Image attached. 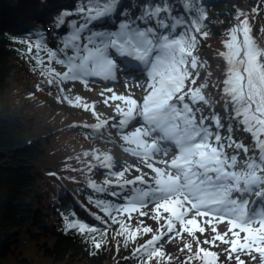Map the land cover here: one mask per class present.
<instances>
[{"label":"snow or ice","instance_id":"obj_1","mask_svg":"<svg viewBox=\"0 0 264 264\" xmlns=\"http://www.w3.org/2000/svg\"><path fill=\"white\" fill-rule=\"evenodd\" d=\"M251 12L259 14V7ZM207 16L203 0H78L53 21L59 44H49L44 34L47 28L20 41L34 68L61 93L58 100L70 106L96 115L95 102L89 105L79 95H64L66 83H80L91 90L90 81L115 84L122 76L126 89L127 81L133 80L144 93L137 99L131 91L118 94L106 86L100 95L105 105L119 102L115 115L104 120L97 117L92 125H74L102 139L110 138L115 130L129 145L123 151L141 159L149 170L135 168L140 174L127 179L125 174L131 169L114 171L110 154L83 153L90 159L81 169L89 174L87 188L111 198L88 197L100 212L90 215L105 228L102 231L67 216L65 228L81 235L100 233L99 239H92L94 249L102 247L99 241L107 234L109 222L119 226L116 234L124 237L125 244L134 240L140 229L126 231L128 226L119 217L131 220L133 212L144 217L147 213L140 209L154 205L153 218L164 221L161 227L166 226L167 234L152 236L136 248L133 256L138 260L164 256L162 245H157L165 235L170 241L183 232L203 234L201 224H207L214 235L203 243L229 245L225 249L228 261L246 264L238 253L255 260V252L264 264V48L257 47L252 38L248 13L238 10L237 23L229 28L230 39L225 41L227 51L220 54L227 62L222 95L219 99L206 96L207 82L197 83L204 63L196 49L209 34ZM53 64L65 70L57 71ZM141 77L144 83L139 82ZM222 113L228 114L227 126ZM237 126L251 135L258 156L248 155V146L234 139ZM241 152L246 159L238 167ZM97 170L105 172L102 183L90 178ZM213 220L226 222L228 231L219 233ZM152 231L143 227L146 234ZM229 233L231 239H226ZM184 247L191 250L192 245ZM193 258L217 264L220 254L198 246L195 256L188 259Z\"/></svg>","mask_w":264,"mask_h":264},{"label":"trees","instance_id":"obj_2","mask_svg":"<svg viewBox=\"0 0 264 264\" xmlns=\"http://www.w3.org/2000/svg\"><path fill=\"white\" fill-rule=\"evenodd\" d=\"M46 2L51 5L50 24L39 19L37 10L32 12L22 1L18 3L21 4L20 6L7 5L6 10H2L4 15L0 18V264H43L33 259L29 256V252L23 249L24 240L34 241L43 257L53 263L157 264L155 255L150 259L144 256L140 260L133 256V247L153 234V232L147 234L143 232V227H148L147 224L140 227L119 217L128 226L126 231L128 229L135 231L139 228L140 231L136 233L142 235L135 234L136 238L125 244L124 237L121 242L117 239L119 226L109 222L107 234L99 241L102 247L98 250L93 248L92 239H99L100 233L81 235L75 230L65 228V216H67L87 222L90 226H97L103 231L105 225L96 221L85 209V205L96 214H100L99 210L88 202V197L91 195L94 199L111 198L88 189L86 185L89 174L86 170L81 171L90 162L83 153L96 151L99 143L104 141L89 130L71 126L72 122L93 121L104 115L102 113L87 115L79 111L80 108L76 110L59 101L60 92L46 83L26 57L27 49L20 42L30 33L35 34L44 28L48 29L49 25L52 29L48 30V33L51 35L44 33L48 36L49 44L59 41L53 30V21L62 9H71L78 0H46ZM203 4L208 13L205 24L209 34L200 40L196 49V54L204 63V67L199 69L200 76L197 83L207 82L205 95L219 99L222 95L220 91L223 88L222 82L227 72V62L220 54L227 51L224 45L225 41L230 39L229 28L237 22L234 19L235 14L238 10L248 13L252 38L257 47L264 48V31H262L264 0H203ZM36 7L35 5L33 9ZM254 7H259V14L251 12ZM24 74L30 77L27 78ZM16 82L28 83L27 87L33 85L34 90L30 91L32 97L45 107L49 105L58 110H66L62 116L63 120L53 124L47 122L51 131L42 139L35 134L37 126L35 117L24 116L14 107L16 102H13L14 105L11 103L13 100L10 97V90ZM216 107L219 109L220 105L217 104ZM227 115L222 113L226 126ZM78 117L81 119L79 120ZM54 134L71 136L73 140L77 139L78 144L72 148V143L64 138L59 146L56 144L48 149L51 139L55 137ZM233 137L248 146V155L258 156L250 134L244 133L237 126L234 128ZM83 140L86 141L81 142ZM55 147L57 149H54ZM49 151H52V155ZM55 153L58 156L52 157ZM242 155L245 156L241 152L239 157ZM51 158L52 160L47 162ZM90 178L101 182V179L105 178V172L94 171ZM195 253L194 247L191 250L182 248L181 251L174 253L171 259H166L168 262L165 264H200V259H188L190 256L194 257ZM129 256L131 260L128 259ZM223 262L218 261L217 264H231Z\"/></svg>","mask_w":264,"mask_h":264},{"label":"rangeland","instance_id":"obj_3","mask_svg":"<svg viewBox=\"0 0 264 264\" xmlns=\"http://www.w3.org/2000/svg\"><path fill=\"white\" fill-rule=\"evenodd\" d=\"M24 2L27 6L30 7V10L32 12H35L37 10V17L41 20L47 21L50 24V8L51 5L45 4L46 0H39V3H37V0H0V18L4 15L2 13V10H6V6L10 5H18V3ZM23 3V4H24ZM24 4V5H25ZM34 4V5H33ZM19 4L18 6H20ZM37 6L36 9L34 10L33 7ZM41 7V8H40ZM29 10V11H30ZM25 13H27L25 11ZM16 14V13H15ZM43 14V15H42ZM7 17V15L5 16ZM40 20V21H41ZM51 26H48V30H51ZM54 44H59V42H56ZM58 68L56 69L57 71H64L65 69L57 65ZM55 68V67H54ZM200 72V71H199ZM25 75V74H24ZM27 78L30 77L28 75H25ZM32 76V75H31ZM140 83H144L143 77L140 78ZM129 88H125V79L124 77H120L119 81L115 84H105L103 81L99 80H94L90 81L89 87L91 90H86L82 84L80 83H66L64 85V88L67 89L68 91L65 92V95H68L70 97H75L76 95H79L80 97L83 98V102L88 103L89 105L92 104V102H95V112L96 115L97 113H102L104 116L100 118L99 120H102L108 117H113L115 115V104L119 102H109V105H105L104 103V98L100 95L101 91L107 86V87H113L114 91L118 94H127L128 91H131L132 95L134 98L137 99H142V95L144 94L142 89L136 86V81L129 80L127 81ZM28 83H13V86L10 90V97L13 101H15V108L20 111L24 116L27 117H35V122L37 124L35 134L39 139H42L50 133V126H48L47 122L50 121L52 124L63 120L62 116L66 112V110H58L57 108L51 107L49 105H46V107L41 104L38 100H35V97H32L31 95V90H34V86L30 85L27 87ZM222 93V90H220ZM109 95L108 93H105V96ZM61 96V93H60ZM33 98V99H31ZM28 99V100H27ZM31 99V101L29 100ZM65 103L66 106H69L70 108H76V110H79L78 107L70 106L68 103ZM14 105V104H13ZM82 113H86L87 115L92 114L91 110L89 111H83L79 110ZM69 118V116H67ZM79 120L81 117H78ZM98 121L97 119H93V121L90 120H83V121H75L71 123V126L74 127V123H79V122H94ZM135 123V122H134ZM70 126V125H69ZM132 129V126H130L129 130ZM55 135V134H54ZM107 136V134L105 135ZM98 137H100L98 135ZM67 138L71 143H72V148H75V144H78L77 139L73 140L71 136H64V135H55L50 141V144L48 145V149L51 148L53 145L59 146L61 143V140ZM104 143H99V145L96 148V151L100 154L103 153H108L113 157L114 164L117 165L120 163V165H124L126 168L129 169H135V168H141L142 171L144 172H149V170L146 168L144 165L143 161L133 155H131L128 152L123 151V148L129 147V145L124 144L123 141L119 139V137L115 134V131L112 133V136L110 138H105L102 139L100 138ZM86 140H83L81 142H85ZM77 146V145H76ZM47 147V145H46ZM54 149H57L56 147ZM229 154H234L231 149L227 150ZM50 152V151H49ZM52 155V151L50 152ZM58 154L55 153L53 154L52 157H57ZM245 156H240L238 157V167H240L244 161ZM89 159V158H88ZM170 159V157H169ZM52 160L48 159L47 162H50ZM121 160V162H119ZM94 162V161H92ZM159 167H163V165H157ZM124 169V168H123ZM128 173H126L127 175ZM140 173L134 171V173L129 174L127 179H132L136 175H139ZM151 174V173H150ZM254 199V197H253ZM154 205H149L147 207H144L140 209L141 212L147 213L146 216L141 217L139 212H133L132 213V218L131 220L128 219L126 215H121L125 221L132 222L138 226L141 227L143 224L147 225H155L157 227V235H160L161 232L167 234V228L161 227V225L164 223L163 220H156L154 219L155 213L153 212ZM163 216H167L168 214L166 213H161ZM141 221L143 223H141ZM201 226L205 227V232L203 234L201 233H195V235H190L187 232L181 233V235H174L173 238L169 241L167 239V235H165V238L161 240L158 244H165V246L161 249V251L165 254L164 256H157L155 261H157V264H165L168 262L169 257L173 256L174 253L181 251L180 248L186 245V243L191 244L192 246H197V245H202L203 248L207 250H211L214 252H217L220 254V259L218 261H227L230 262L231 264H236L235 259L228 261L226 259V253L225 249L229 247V245H225L220 243L219 241L216 242L215 246H210L209 244L203 243L205 240H211L214 233L212 232V226H209L207 224H201ZM213 226L217 228V231L221 234L225 233L228 231V225L227 223H219L215 220H213ZM177 230L179 231V225L177 224ZM119 231V230H118ZM117 231V232H118ZM136 235L142 236L139 233H135ZM156 234V233H155ZM243 236V234H241ZM151 236V235H150ZM149 236V237H150ZM155 236V235H153ZM147 237V238H149ZM152 237H150L148 240H150ZM117 239L119 242L123 241L121 236L117 235ZM226 239H231V234L229 233V236L226 237ZM199 242V244H198ZM137 246V245H136ZM134 248V247H133ZM23 249L27 252H29V256H31L33 259L37 260L38 262L41 261L43 264H59V263H53L50 259H47L46 257H43L42 252L39 250L38 246L35 245L34 241H25L23 242ZM242 259L246 261V264H262L259 254L253 252V255L256 256V259L253 260L249 255L245 253H238ZM236 254H234L235 256ZM129 260H131V257H128ZM167 259V260H166ZM224 263V262H223ZM203 264V262H202Z\"/></svg>","mask_w":264,"mask_h":264},{"label":"bare ground","instance_id":"obj_4","mask_svg":"<svg viewBox=\"0 0 264 264\" xmlns=\"http://www.w3.org/2000/svg\"><path fill=\"white\" fill-rule=\"evenodd\" d=\"M34 5V4H33ZM41 8V7H40ZM35 10V9H34ZM36 11V10H35ZM33 14V13H32ZM43 15V14H42ZM34 16V15H33ZM35 20V19H34Z\"/></svg>","mask_w":264,"mask_h":264}]
</instances>
